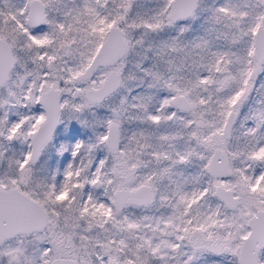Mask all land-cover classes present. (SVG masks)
<instances>
[{"label":"snow or ice","instance_id":"snow-or-ice-1","mask_svg":"<svg viewBox=\"0 0 264 264\" xmlns=\"http://www.w3.org/2000/svg\"><path fill=\"white\" fill-rule=\"evenodd\" d=\"M0 264H264V0H0Z\"/></svg>","mask_w":264,"mask_h":264}]
</instances>
